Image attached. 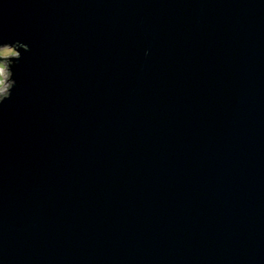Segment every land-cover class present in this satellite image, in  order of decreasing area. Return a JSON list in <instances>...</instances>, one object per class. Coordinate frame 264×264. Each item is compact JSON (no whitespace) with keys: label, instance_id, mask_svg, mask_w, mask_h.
Segmentation results:
<instances>
[{"label":"water","instance_id":"1","mask_svg":"<svg viewBox=\"0 0 264 264\" xmlns=\"http://www.w3.org/2000/svg\"><path fill=\"white\" fill-rule=\"evenodd\" d=\"M0 264H264V0H0Z\"/></svg>","mask_w":264,"mask_h":264},{"label":"rangeland","instance_id":"2","mask_svg":"<svg viewBox=\"0 0 264 264\" xmlns=\"http://www.w3.org/2000/svg\"><path fill=\"white\" fill-rule=\"evenodd\" d=\"M16 51L10 46H4L0 48V56L8 57L15 55ZM7 58L0 59V98L5 95L9 88V71L7 68Z\"/></svg>","mask_w":264,"mask_h":264}]
</instances>
